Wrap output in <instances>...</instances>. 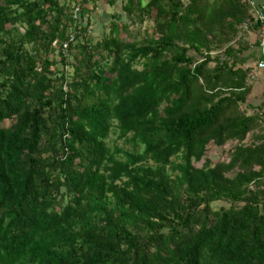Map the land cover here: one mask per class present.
I'll list each match as a JSON object with an SVG mask.
<instances>
[{
    "label": "trees",
    "instance_id": "16d2710c",
    "mask_svg": "<svg viewBox=\"0 0 264 264\" xmlns=\"http://www.w3.org/2000/svg\"><path fill=\"white\" fill-rule=\"evenodd\" d=\"M121 1L94 41L98 0H0V264H264V113L233 45L259 25L244 0Z\"/></svg>",
    "mask_w": 264,
    "mask_h": 264
},
{
    "label": "rangeland",
    "instance_id": "374dc122",
    "mask_svg": "<svg viewBox=\"0 0 264 264\" xmlns=\"http://www.w3.org/2000/svg\"><path fill=\"white\" fill-rule=\"evenodd\" d=\"M149 0H145V2H147ZM122 1L121 0H112V5L108 6L105 2L103 1H99L98 0V5L96 10L94 11L93 14H91V28H90V32H91V36L94 39V41L99 40L103 35L107 36L108 32H109V26L110 24L113 22L112 17L115 18H119L121 22H123V24H129L128 19L121 17V6H122ZM80 20V19H79ZM243 27V26H242ZM241 27L240 32L238 33L237 37L235 38L233 45H236L237 43H244V44H248L251 42H254V40H252L251 42L249 41L251 37H255L256 40V36L254 35L253 32H245L243 31V28ZM135 28L131 29L132 31ZM153 32V26L150 22L149 19L146 18V21L144 22L143 26L140 29V38H145L146 36H151ZM78 42H80L78 40ZM251 53H254L253 50H248L246 53H244V58L247 60L251 58L250 60V65L253 66L256 57H252ZM215 55V54H213ZM254 55V54H253ZM242 108H245V106H243ZM252 136L250 135L248 137L247 143H250L252 141ZM230 146L226 147L224 150H213L210 149L208 151V158H210L211 160H213V163H216L220 158L223 157V155H225L227 153V151L229 150ZM225 206L224 204H216L213 206L214 210H218L220 207Z\"/></svg>",
    "mask_w": 264,
    "mask_h": 264
},
{
    "label": "built area",
    "instance_id": "2783aa9c",
    "mask_svg": "<svg viewBox=\"0 0 264 264\" xmlns=\"http://www.w3.org/2000/svg\"><path fill=\"white\" fill-rule=\"evenodd\" d=\"M244 3L250 10V15L253 23H257L259 26L256 36V41L247 44L249 50H256V60L253 67L247 73L246 83L253 85L255 83H262L264 85V5L258 4L255 0H244ZM78 9L75 10L77 13ZM243 31L252 32L250 23L242 25ZM67 45L63 46L65 50ZM264 117V116H263Z\"/></svg>",
    "mask_w": 264,
    "mask_h": 264
},
{
    "label": "crops",
    "instance_id": "0c3cea01",
    "mask_svg": "<svg viewBox=\"0 0 264 264\" xmlns=\"http://www.w3.org/2000/svg\"><path fill=\"white\" fill-rule=\"evenodd\" d=\"M258 4L264 5V0H255ZM254 40L255 37L250 38V42ZM253 43V42H251ZM254 53H251L252 57H256V50H253ZM254 54V55H253ZM251 60V58H250ZM249 59L246 60V64H250ZM254 65V64H253ZM253 67V66H251ZM252 90H251V96L248 101V107L249 111H256L258 113H264V85L262 83H255L253 85H250Z\"/></svg>",
    "mask_w": 264,
    "mask_h": 264
}]
</instances>
